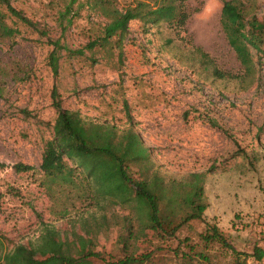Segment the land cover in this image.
Returning <instances> with one entry per match:
<instances>
[{
	"label": "rangeland",
	"instance_id": "1",
	"mask_svg": "<svg viewBox=\"0 0 264 264\" xmlns=\"http://www.w3.org/2000/svg\"><path fill=\"white\" fill-rule=\"evenodd\" d=\"M134 1L109 0V7L122 10ZM7 2L32 25L11 16L0 0L6 23L17 29L14 37L0 38L1 264H104L149 251L147 264H230L233 258L199 241L201 220L172 237L135 226L128 239L127 213L118 204L107 201L97 211L57 185L46 188L38 164L56 116L53 88L61 108L117 127L126 125L125 98L132 128L164 178L208 170L205 219L219 218L235 250L249 254L254 244L264 250V55L251 50L254 70L242 80L212 76V65L241 73L219 25L220 0H184L182 27L129 20L120 59L115 36L103 47H83L109 20L93 0ZM244 4L246 16L264 21V0ZM55 40L61 47L53 74L48 55ZM65 47L83 52L67 54ZM15 162L33 170L14 172ZM245 260L259 264L248 255Z\"/></svg>",
	"mask_w": 264,
	"mask_h": 264
},
{
	"label": "trees",
	"instance_id": "2",
	"mask_svg": "<svg viewBox=\"0 0 264 264\" xmlns=\"http://www.w3.org/2000/svg\"><path fill=\"white\" fill-rule=\"evenodd\" d=\"M8 13L27 25L32 23L20 11L2 0ZM93 6L109 20L103 25L102 35L84 44L91 50L103 47L115 36L117 56L120 59V39L131 19L156 24L166 22L183 26L187 14L182 8L184 0H155L151 7L147 2L135 0L132 6L122 10L109 7V0H93ZM219 25L228 46L240 68V74L224 72L212 65L208 55L194 47L203 63L211 67L213 77H249L254 70L251 50L264 55V21L255 15H245L244 0H220ZM6 15L0 12V38H12L17 29L6 23ZM170 41V40H168ZM48 55V65L53 74L57 72V40ZM67 54L80 55L82 48H66ZM52 105L56 116L51 125V135L43 143L38 164L41 183L49 188L57 185L94 210H101L107 201L121 206L127 213L123 220L126 237L132 238L135 226L155 229L160 236L172 237L176 231L191 220H201L203 230L198 239L204 246L216 245L232 255L230 264H246L245 255L260 264L264 250L259 244L252 246L246 254L235 250L228 241V233L218 224L219 218L211 214L205 219L211 203L204 192V178L208 172H190L179 178H168L159 172L148 149L132 128V118L125 98L121 100L126 125L117 127L106 121L84 118L77 110L61 108L57 93L51 91ZM1 166V164H0ZM14 172L32 171L33 166L23 162L12 164ZM208 176V175H206ZM211 220L212 222L208 221ZM226 233V234H225ZM44 249L41 250L44 253ZM89 254V253H88ZM88 254H83L84 256ZM90 255L94 256L92 252ZM151 251L140 257L124 256L118 260L104 261V264H147ZM200 257L206 258L204 254ZM1 264V263H0Z\"/></svg>",
	"mask_w": 264,
	"mask_h": 264
},
{
	"label": "built area",
	"instance_id": "3",
	"mask_svg": "<svg viewBox=\"0 0 264 264\" xmlns=\"http://www.w3.org/2000/svg\"><path fill=\"white\" fill-rule=\"evenodd\" d=\"M260 264H264V257L262 258Z\"/></svg>",
	"mask_w": 264,
	"mask_h": 264
}]
</instances>
